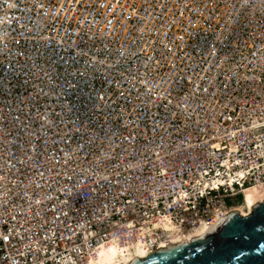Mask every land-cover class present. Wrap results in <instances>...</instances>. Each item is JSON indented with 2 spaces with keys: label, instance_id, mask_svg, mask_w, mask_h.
Here are the masks:
<instances>
[{
  "label": "built area",
  "instance_id": "obj_1",
  "mask_svg": "<svg viewBox=\"0 0 264 264\" xmlns=\"http://www.w3.org/2000/svg\"><path fill=\"white\" fill-rule=\"evenodd\" d=\"M249 187L264 0H0V264L158 249Z\"/></svg>",
  "mask_w": 264,
  "mask_h": 264
},
{
  "label": "water",
  "instance_id": "obj_2",
  "mask_svg": "<svg viewBox=\"0 0 264 264\" xmlns=\"http://www.w3.org/2000/svg\"><path fill=\"white\" fill-rule=\"evenodd\" d=\"M228 214L203 240L156 252L135 264H264V201L249 215Z\"/></svg>",
  "mask_w": 264,
  "mask_h": 264
},
{
  "label": "bare ground",
  "instance_id": "obj_3",
  "mask_svg": "<svg viewBox=\"0 0 264 264\" xmlns=\"http://www.w3.org/2000/svg\"><path fill=\"white\" fill-rule=\"evenodd\" d=\"M262 201H264V187H249L243 191L242 201L234 206L233 211L242 216L249 215L254 206ZM219 220L212 225H202L183 233L176 231L171 223L164 222L162 226L168 231V239L158 249H151L141 242L122 246L113 241L98 247L83 264H135L156 252L203 240L214 231Z\"/></svg>",
  "mask_w": 264,
  "mask_h": 264
},
{
  "label": "rangeland",
  "instance_id": "obj_4",
  "mask_svg": "<svg viewBox=\"0 0 264 264\" xmlns=\"http://www.w3.org/2000/svg\"><path fill=\"white\" fill-rule=\"evenodd\" d=\"M240 200V197H237V201H239ZM247 202V201H246Z\"/></svg>",
  "mask_w": 264,
  "mask_h": 264
}]
</instances>
